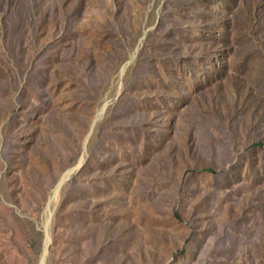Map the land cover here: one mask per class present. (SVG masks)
Returning a JSON list of instances; mask_svg holds the SVG:
<instances>
[{"label": "rangeland", "instance_id": "obj_1", "mask_svg": "<svg viewBox=\"0 0 264 264\" xmlns=\"http://www.w3.org/2000/svg\"><path fill=\"white\" fill-rule=\"evenodd\" d=\"M46 234L44 264H264V0H0V264Z\"/></svg>", "mask_w": 264, "mask_h": 264}, {"label": "water", "instance_id": "obj_2", "mask_svg": "<svg viewBox=\"0 0 264 264\" xmlns=\"http://www.w3.org/2000/svg\"><path fill=\"white\" fill-rule=\"evenodd\" d=\"M91 130H92V127H91V129H90V132H91ZM80 161H81V159H80L77 163L79 164ZM78 164H77V165H78ZM77 165H75V166H73L72 168L68 169L67 172L65 173V175H64L62 178H60V179L58 180V182H57V188H56V192H55V194L57 193V191H58L59 188L61 187L63 181H64L66 178H68L69 174H70V173L76 168ZM48 241H49V237H48ZM47 250H48V243H46V245H45V248H44V255H43V258H42V260H41V264H44L45 254H46Z\"/></svg>", "mask_w": 264, "mask_h": 264}, {"label": "bare ground", "instance_id": "obj_3", "mask_svg": "<svg viewBox=\"0 0 264 264\" xmlns=\"http://www.w3.org/2000/svg\"><path fill=\"white\" fill-rule=\"evenodd\" d=\"M105 104H106V102H104L101 106H100V108H99V110H98V114H100L101 113V111L103 110V108L105 107ZM80 160V159H79ZM78 160V161H79ZM76 164H78V163H76ZM75 164V165H76ZM80 164V163H79ZM73 166H70V168H72ZM70 168H68V169H70ZM67 169V170H68ZM67 170L61 175V177L60 178H62L64 175H65V173L67 172ZM75 170V169H74ZM56 188H57V185H56V187H55V190H56ZM55 192V191H54ZM46 243H48V237H47V234L45 235V238H44V245H43V252H42V254H41V256H40V259H39V264H41V260H42V258H43V255H44V248H45V245H46Z\"/></svg>", "mask_w": 264, "mask_h": 264}]
</instances>
